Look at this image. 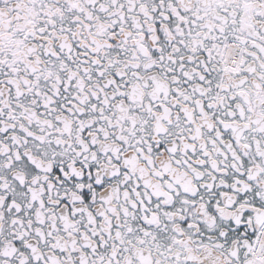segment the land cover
Instances as JSON below:
<instances>
[{"label": "snow or ice", "instance_id": "snow-or-ice-1", "mask_svg": "<svg viewBox=\"0 0 264 264\" xmlns=\"http://www.w3.org/2000/svg\"><path fill=\"white\" fill-rule=\"evenodd\" d=\"M0 264H264V0H0Z\"/></svg>", "mask_w": 264, "mask_h": 264}]
</instances>
